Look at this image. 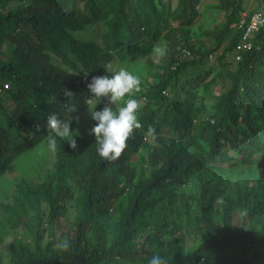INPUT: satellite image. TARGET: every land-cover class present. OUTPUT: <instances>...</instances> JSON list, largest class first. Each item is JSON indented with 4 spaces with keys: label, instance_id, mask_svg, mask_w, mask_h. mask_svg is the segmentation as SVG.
Returning <instances> with one entry per match:
<instances>
[{
    "label": "trees",
    "instance_id": "16d2710c",
    "mask_svg": "<svg viewBox=\"0 0 264 264\" xmlns=\"http://www.w3.org/2000/svg\"><path fill=\"white\" fill-rule=\"evenodd\" d=\"M201 3L0 0V175L48 137L50 114L71 121L70 129L74 126L92 98L87 85L93 77L105 76L115 65L134 74L132 68L142 57L149 60L159 40L167 50L157 81L120 102L122 107L133 98L142 105L137 112L142 127L133 131L120 158L99 155L90 134L98 123L92 117L87 144L71 151L57 143L53 170L27 199L34 210L44 204L45 243L36 213L21 221L23 196L15 206H3L0 229L22 227L19 238L10 242L8 260L0 264H149L154 254L167 264H264V227L231 224L234 206H243L250 218L264 213V29L253 33L250 49L241 51L227 71L228 86L213 93L223 75L206 58L213 55L217 66L233 56L240 36L235 23L243 6L239 0H217L214 9L223 17L211 32L201 31L212 41L206 47L202 37L191 36ZM254 10L264 12V0H257ZM97 23L99 42L75 36ZM65 90L74 95L66 97ZM106 104L108 98L93 99L92 110L101 111ZM69 106L76 111L69 114ZM203 111L207 116L199 118ZM149 126L156 136L145 143ZM144 145L146 173L127 165ZM254 154L263 156L255 160ZM253 162L258 168L255 186L237 185L236 197L225 192L219 179L225 167ZM191 177L198 178L192 199L198 241L185 248L176 204L179 188ZM251 191L256 199L249 197ZM67 200H73L75 216L62 238L53 229ZM217 204L219 222L213 217ZM112 215L117 219L108 230L104 224ZM142 223L151 229L139 241ZM170 234H176L172 245L164 239ZM62 239L69 242L67 250L57 246Z\"/></svg>",
    "mask_w": 264,
    "mask_h": 264
},
{
    "label": "rangeland",
    "instance_id": "374dc122",
    "mask_svg": "<svg viewBox=\"0 0 264 264\" xmlns=\"http://www.w3.org/2000/svg\"><path fill=\"white\" fill-rule=\"evenodd\" d=\"M242 2L243 11L250 12L255 9L257 0H239ZM217 0H202L201 6L199 7V15L191 26V36L196 38L200 36L203 38V42L206 47H211L212 41L208 35H204L202 30L211 32L219 21L222 20L223 13L218 12L214 9V5ZM262 10V9H259ZM100 24L97 23L93 26L91 30H87L82 33H74L79 39L84 41H96L100 40ZM160 46L164 47V41L159 40L158 43ZM145 60L144 57L138 60V63L132 68L135 75H138L141 79V90H143L149 83H155L160 77L162 72V65L165 61V58L156 57L153 52ZM206 62L214 66L217 71H220L223 75L221 81L214 87L213 93H218L221 90H224L228 86V79L226 77L227 71L230 70L235 61L232 55L226 56L222 62L216 66L215 59L213 55L207 56ZM122 65L111 66L106 72L105 76L111 78L112 74L115 71H118ZM166 91H168L166 89ZM163 95H165L163 93ZM116 109L120 107V102L115 104ZM93 108V100L91 103L87 102L84 110L81 112L78 120L74 123V126L70 131L74 132V139L77 142V148H81L83 145L87 144L89 141L88 130L89 124L91 121L90 111ZM207 116V112L203 111L199 114V118H204ZM78 132V133H76ZM77 134V135H75ZM57 143L65 144L68 146V149L75 151L71 148L67 139H61L56 137ZM149 141V137L146 138L145 143ZM146 145V144H145ZM145 145L140 148V150L133 156L130 160L127 161V165L138 171L142 170L144 173L147 171L145 164ZM58 145L56 144L55 150H52L48 146V137L43 140L42 143L38 144L33 149L22 154L14 163V166L11 171L3 173L0 175V221H4V211L3 206L12 207L17 204L18 196H23L21 200H24V211H22L21 221L29 217L32 213H36L38 217L37 229L39 234L42 235L41 243H45L48 239V232L45 231L46 228V210L42 202L38 205V210L31 207V203L27 200L28 195L31 194L32 190L49 175L53 170L54 164L57 158V149ZM263 155L254 154L253 158L256 160ZM224 166V165H223ZM258 168L256 162L244 167H236L230 170L229 167H225V171L219 175V179L224 185L225 192L228 190L231 192L232 196L236 195L237 185H245L248 188L254 187L257 182ZM198 185V178L191 177L186 185L180 187L178 190V202L176 207L178 208V217L176 220L180 224V230L178 233L183 237V245L185 248H190L197 244L198 235L196 234L197 227H193L192 221L195 219L193 216L196 214L194 210V205L192 203L193 196L195 195V190ZM254 192L251 191L249 196L251 199H256L258 195H254ZM236 197V196H235ZM66 211L64 215L56 223L53 232L58 236L62 237L61 234H64L71 225L75 216L74 202L73 200H67L65 202ZM214 209L213 217L219 222L221 215V206L217 204ZM34 208V209H33ZM117 219V216L112 215L105 222L104 226L106 229L113 228V222ZM196 222V221H195ZM197 224V222H196ZM231 224L233 227L242 226L243 228H253L258 230L264 227V213L258 214L250 218L243 206L235 209V206L231 209ZM22 223L16 225L9 224L4 229H0V261L5 263L10 256V242L13 239L19 238L20 229ZM150 226L142 223L139 225L137 231V240L141 241L144 236L150 231ZM176 234L165 235L164 239L169 243L173 244Z\"/></svg>",
    "mask_w": 264,
    "mask_h": 264
},
{
    "label": "clouds",
    "instance_id": "9594fccd",
    "mask_svg": "<svg viewBox=\"0 0 264 264\" xmlns=\"http://www.w3.org/2000/svg\"><path fill=\"white\" fill-rule=\"evenodd\" d=\"M153 54L162 58L167 54L165 47L156 44L152 49ZM141 79L134 75L126 67H120L115 71L111 78L108 76H95L91 83L87 85L89 91L93 94L88 98L91 103L93 99L108 98V104L101 111L95 109L90 111L93 120L98 123L90 130V134L96 137V143L99 145L97 151L99 155L110 161L117 160L121 157L127 147V141L132 136L135 129L142 127L138 120L137 112L142 107L137 99L129 98L125 101V106L113 110L112 105L124 101L126 96L141 92ZM66 97L73 96L71 91L65 90ZM75 106H69L66 111L70 114L76 111ZM75 119L78 120V117ZM68 120H61L57 114H50L47 118L48 128V146L50 149L56 148V137L67 139L71 148H77V142L73 138L74 132L70 131ZM39 130V126H37ZM54 133L55 135H52ZM78 133V132H76ZM77 135V134H75ZM156 130L149 126L146 134L147 137L155 139ZM222 203V198H219ZM58 247L67 250L69 242L66 239L58 241ZM149 264H167V261L158 254H154L149 260Z\"/></svg>",
    "mask_w": 264,
    "mask_h": 264
},
{
    "label": "built area",
    "instance_id": "2783aa9c",
    "mask_svg": "<svg viewBox=\"0 0 264 264\" xmlns=\"http://www.w3.org/2000/svg\"><path fill=\"white\" fill-rule=\"evenodd\" d=\"M235 28L240 31V36L233 50L234 61L239 60L240 52L248 50L251 47V37L253 33L260 29H264V12L254 10L250 12L242 11L239 13L235 23ZM184 55H188L187 51H183ZM211 56V55H209ZM5 87V85H3ZM165 94V92L162 91Z\"/></svg>",
    "mask_w": 264,
    "mask_h": 264
}]
</instances>
